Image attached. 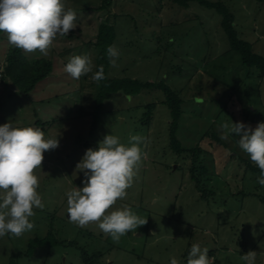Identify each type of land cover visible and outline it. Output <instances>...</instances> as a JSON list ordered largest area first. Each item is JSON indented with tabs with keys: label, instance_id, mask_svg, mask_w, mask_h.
I'll list each match as a JSON object with an SVG mask.
<instances>
[{
	"label": "rangeland",
	"instance_id": "374dc122",
	"mask_svg": "<svg viewBox=\"0 0 264 264\" xmlns=\"http://www.w3.org/2000/svg\"><path fill=\"white\" fill-rule=\"evenodd\" d=\"M208 1L226 5L240 38L264 57V0ZM64 3L76 13L75 28L57 36L47 55L22 51L30 61L53 63V72L28 96L4 79L10 45L0 34V125L40 128L46 137L59 139L35 170L43 207L33 210L31 230L0 237V264H85L83 251L100 255L94 264H168L170 256L186 264L193 243L208 249L210 264H243L240 256L249 251L258 254L255 264H264V204L259 200L264 186L256 182L257 175L245 176L238 157L249 158L237 147L238 137L221 140L217 130L225 121L252 128L264 122V76L228 52L221 17L198 4L185 9L173 0H113L109 12L98 10L101 0ZM105 20L115 30L113 46L119 50L108 78L164 81L180 92L184 103L177 136L187 151L182 156L171 148V115L159 90L111 95L92 129L99 82L91 73L72 79L63 67L70 56L87 55L97 70L101 49L95 43ZM147 105H153L149 123ZM111 133L124 144L130 135L147 138L126 196L112 206L127 205L147 223L116 242L95 223H70L65 196L83 187V174L75 166L85 150L95 149ZM196 146L202 149L197 159L189 152ZM192 165L206 197L191 178ZM33 243L39 246L31 252Z\"/></svg>",
	"mask_w": 264,
	"mask_h": 264
},
{
	"label": "clouds",
	"instance_id": "9594fccd",
	"mask_svg": "<svg viewBox=\"0 0 264 264\" xmlns=\"http://www.w3.org/2000/svg\"><path fill=\"white\" fill-rule=\"evenodd\" d=\"M75 20L76 13L65 7L64 0H0V33L6 35L11 47L26 53L47 55L57 36H65L75 28ZM106 55L109 63L115 65L119 50L109 45ZM63 71L77 80L89 73L93 81L104 79L103 66L93 71L87 55L70 56ZM217 130L221 140L238 137L237 147L259 169L256 182L264 186V122L252 128L240 121H225L217 125ZM146 143V137L130 135L128 144H124L111 133L95 149L85 150L75 166L76 172L83 174V187L75 186L65 192L70 223L80 227L95 223L114 242L147 223L127 205L112 207L126 196L142 159L141 147ZM58 146V137H46L40 128L0 125V237L5 234L19 237L33 228L29 218L34 209L43 207L35 170L41 169L44 152ZM257 255L249 251L240 259L243 264H255ZM210 261L207 248L191 244L186 264H210ZM168 264L179 262L170 256Z\"/></svg>",
	"mask_w": 264,
	"mask_h": 264
},
{
	"label": "trees",
	"instance_id": "16d2710c",
	"mask_svg": "<svg viewBox=\"0 0 264 264\" xmlns=\"http://www.w3.org/2000/svg\"><path fill=\"white\" fill-rule=\"evenodd\" d=\"M101 6L98 8L99 11L109 12L112 6L113 0H101ZM173 2L185 9H188L192 4H198L206 9L215 11L221 17L220 26L223 33L228 41V52L236 53L240 56L242 64L248 68L256 69L259 71L260 75L264 76V57L255 53L253 51V45L247 41L240 38L236 28H235V16L231 10L224 5L222 2H210L208 0H173ZM2 34V33H0ZM115 41V30L109 25V21L100 24L99 33L97 35V41L95 46L101 49V52L97 57V68L98 66H103L104 79L99 81V91L96 96L95 109L93 112V123L92 129L94 130L97 126L99 115L102 110L103 102L109 99L111 95L117 93H123L127 96L138 95L143 90H159L165 96L164 104L168 107L171 115L170 123V145L172 150L179 156H182L187 151L182 147L181 142L178 139L177 133L179 130L180 122L182 119V106L183 99L180 96V92L171 89L164 81L160 82H142L139 80H134L130 78L124 79H112L107 77V72L110 66L109 57L106 55V48L109 45H113ZM23 50L9 47L5 65L3 67L4 79H8L15 87L18 88L22 95L28 96L35 88L36 85L46 79L53 72V63L46 59H35L28 60L27 57L23 55ZM153 105H147L146 109L148 113L146 114L147 123L150 122V113L152 111ZM206 136L210 137L213 141L223 145L222 141L216 137L213 133H208ZM201 148L196 146L192 148L189 152H192L193 158H199L201 154ZM188 152V153H189ZM240 166L243 165L245 176L246 174L259 175V169L255 166L253 162L249 159L239 158ZM204 170V169H202ZM197 169L195 165H192L190 169L191 178L195 182L199 193L202 196H208L207 191L201 185L200 177L197 175ZM244 176V177H245ZM213 193H210L211 195ZM244 197L248 194L241 191ZM260 202L264 204V196L259 197ZM50 236V234H49ZM32 244L31 252L36 249L37 243ZM83 262L85 264H94L99 261L100 255L88 256L84 251L82 252Z\"/></svg>",
	"mask_w": 264,
	"mask_h": 264
},
{
	"label": "built area",
	"instance_id": "2783aa9c",
	"mask_svg": "<svg viewBox=\"0 0 264 264\" xmlns=\"http://www.w3.org/2000/svg\"><path fill=\"white\" fill-rule=\"evenodd\" d=\"M0 77H1V74H0Z\"/></svg>",
	"mask_w": 264,
	"mask_h": 264
}]
</instances>
